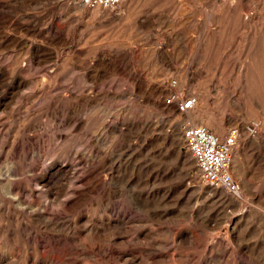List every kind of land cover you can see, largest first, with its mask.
Segmentation results:
<instances>
[{
    "label": "rangeland",
    "instance_id": "1",
    "mask_svg": "<svg viewBox=\"0 0 264 264\" xmlns=\"http://www.w3.org/2000/svg\"><path fill=\"white\" fill-rule=\"evenodd\" d=\"M0 70V264H264V0H0ZM169 77L190 121L241 127L236 203Z\"/></svg>",
    "mask_w": 264,
    "mask_h": 264
},
{
    "label": "built area",
    "instance_id": "2",
    "mask_svg": "<svg viewBox=\"0 0 264 264\" xmlns=\"http://www.w3.org/2000/svg\"><path fill=\"white\" fill-rule=\"evenodd\" d=\"M64 1L79 3L87 8L115 9L122 0ZM164 88L166 93L160 97L161 105L181 115L192 111L195 98L186 94L177 78H167ZM241 130L235 124L218 134L203 123L186 120L182 124L183 145L195 161L200 183L214 189H223L234 197L240 194V185L232 172V157Z\"/></svg>",
    "mask_w": 264,
    "mask_h": 264
},
{
    "label": "bare ground",
    "instance_id": "3",
    "mask_svg": "<svg viewBox=\"0 0 264 264\" xmlns=\"http://www.w3.org/2000/svg\"><path fill=\"white\" fill-rule=\"evenodd\" d=\"M128 1H131L132 2V0H128ZM73 3H75V2H73ZM127 3V2H126ZM129 4H130V2H128ZM76 4H78V5H81V4H79V3H76ZM127 5V4H126ZM83 6V5H82ZM74 7V6H73ZM96 9H102V8H96ZM104 9V8H103ZM105 10V9H104ZM110 11V10H109ZM112 11H110V13H111ZM48 82H50V81H48ZM3 83V74H2V70H0V84H2ZM20 83V82H19ZM48 83L45 81V79L44 80H41L40 82H39V84H38V87L39 88H46L45 87V85H47ZM18 86H20L19 84H18ZM50 88V87H49ZM48 89V88H47ZM179 114V113H178ZM188 120H191L192 119V116L188 113L187 115H184ZM185 118V119H186ZM194 118V117H193ZM182 122V121H181ZM179 126V125H178ZM184 157H185V160L186 161H184V162H186V164H190L191 166L194 164V161L191 159L190 160V156H189V153H188V151L187 152H185V154H184ZM240 168V167H239ZM241 182V181H240ZM242 186V185H241ZM215 190H217V189H215ZM220 190H223V189H220ZM218 192V191H217ZM216 192V193H217ZM220 192V191H219ZM229 194V193H228ZM230 195V194H229ZM220 196V195H219ZM241 196H242V194H241V189H240V194L237 196V197H232V195H231V197L232 198H227L225 201H229V202H233V203H236L239 199H241ZM223 200V199H222ZM228 202V203H229Z\"/></svg>",
    "mask_w": 264,
    "mask_h": 264
}]
</instances>
